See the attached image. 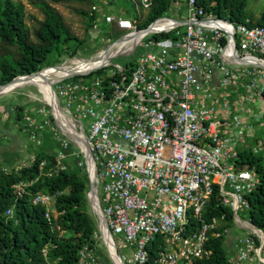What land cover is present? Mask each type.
<instances>
[{"label": "built area", "instance_id": "built-area-1", "mask_svg": "<svg viewBox=\"0 0 264 264\" xmlns=\"http://www.w3.org/2000/svg\"><path fill=\"white\" fill-rule=\"evenodd\" d=\"M139 1L144 11H150L153 0ZM185 8L186 19L163 16L152 23L150 33L139 29L136 20L102 11L107 26L128 32L110 44L114 55L91 71L54 85L58 104L80 131V138L73 141L58 125L52 126L46 119L47 104L37 109L41 121L25 115L29 140L42 146L43 135L50 129L59 150L55 163L42 160L35 179L21 180L13 188L23 198L41 178L65 171L69 158H76L77 166L86 167L89 176L84 141L95 161L96 187L102 188L106 206L98 190L99 204L120 257L117 262L112 259L114 264H146L148 245L157 236L162 237L158 264H195L208 258L210 239L227 233V229L219 230L224 215L220 221L203 220L215 186L237 224L251 232L238 241L233 263L264 264V230L238 216L241 209H250L247 195L261 183L255 170L236 164L238 145L243 142L236 132L251 127L241 116H230L224 98L230 87L243 86L249 98L253 92L262 96L264 73L253 63L264 56V26L221 19L208 13L199 0H186ZM137 51L135 61L125 66L113 63ZM93 73L96 77L89 78ZM257 146L261 147L254 148L255 154L263 149L262 143ZM36 160L31 155L17 170L32 167ZM57 196L39 192L32 196V204L45 208L52 232L63 236L56 223ZM12 215L9 208L6 216ZM190 219L200 224L196 231L191 230ZM96 237H101L110 254L101 233ZM121 247L128 252H119ZM98 252V246H84L80 264H105Z\"/></svg>", "mask_w": 264, "mask_h": 264}, {"label": "trees", "instance_id": "trees-1", "mask_svg": "<svg viewBox=\"0 0 264 264\" xmlns=\"http://www.w3.org/2000/svg\"><path fill=\"white\" fill-rule=\"evenodd\" d=\"M249 1L199 0V5L208 13L236 24H246L249 21V26H264V18L254 22L248 16L246 8ZM178 3L185 5L186 0H153L152 8L148 11L146 18L138 24L139 29H146L154 21L163 17L171 5ZM42 8L45 19L40 22V27L34 32L36 39L34 41L26 25L24 6L13 0H0V40L8 46L6 48L8 52L0 58V85L8 84L18 76L31 75L49 66H56L60 63L61 56L69 51V45L79 42L64 27L62 18L57 12L45 3L42 4ZM90 19L91 22L97 20L95 11ZM135 20H141V15H137ZM68 55L72 56L73 53ZM260 58L264 59V56ZM262 96L264 98V91ZM47 108L50 111V107L47 106ZM10 111H12L14 122L24 131L25 126L23 127L21 123L27 113V107L16 105ZM50 120L55 123L52 115ZM36 158V163L32 167L20 171L5 172L0 168V264H80V250L84 246L97 248L96 235H99L97 219L89 208L87 195L90 184L86 167L80 169L76 164L78 169L85 172L84 177L78 172L65 170L53 178H41L29 189L30 194L18 198L13 188L16 183L21 180L35 179L42 160L52 164L56 161V155L38 154ZM81 158L83 159V156ZM236 164L240 168L255 170L261 177V183L247 195L250 204L247 219L257 228L264 230L263 159L244 149L240 152ZM39 192L58 195L55 203L58 212L56 223L64 230L63 236L52 232L51 225L45 218V208L32 204V196ZM9 208H13L11 217L6 216ZM223 215L225 220L219 227L221 231L232 225L234 213L230 207L223 204L219 187L215 186L214 194L205 208L203 220L220 221ZM199 226L198 221L190 219L192 231H196ZM161 246L162 237L157 236L148 245L150 256L146 264H158ZM207 248L211 251V255L197 260L195 264H233L224 250V237L211 238Z\"/></svg>", "mask_w": 264, "mask_h": 264}, {"label": "rangeland", "instance_id": "rangeland-1", "mask_svg": "<svg viewBox=\"0 0 264 264\" xmlns=\"http://www.w3.org/2000/svg\"><path fill=\"white\" fill-rule=\"evenodd\" d=\"M15 3L23 5L26 12V25L31 31V38L36 41L34 37V32L40 27V22L44 21L45 19V12L42 8V4L45 3L49 5L55 12H57L63 21L64 27L67 31L78 39V43L73 42L69 45V51L67 54H64L59 59L60 63L56 66H60L63 64L68 65V70L70 72L75 71L74 65L79 61H84L91 59L95 56H98L95 59L100 58L111 43L116 42L122 36L126 35L128 32L122 31L118 29L115 25L107 26L103 22L102 18V11L104 13L109 14H120L125 18L135 20L137 15H141V20L136 21L137 25L144 21L148 12L144 11L140 5L139 0H67L63 2H54L52 0H13ZM93 7H97L99 12L97 13V20L95 22H91V14L93 13ZM247 14L248 16L254 21L257 22L264 18V0H250L247 4ZM170 18H175L178 20H184L187 17V11L185 5L183 3H178L177 5H171L169 11L164 15ZM95 24L98 25V29L95 28ZM182 31L186 30V26L181 28ZM82 44H81V43ZM8 46L4 44L0 40V58L2 55L7 53L6 50ZM14 50L13 48H10ZM9 49V50H10ZM69 53H73L72 56L68 55ZM139 52L137 51L134 55L129 56H119L113 60L114 64H119L121 66H125L127 62L135 61L136 58L139 56ZM58 60V59H57ZM55 60V61H57ZM47 68L45 71L41 72L38 75L33 77H40L43 75L49 74L51 71L57 70L58 68ZM232 69L241 68L236 65L230 66ZM53 69V70H52ZM262 72L264 73V68H262ZM87 73V72H84ZM83 74V73H81ZM96 73H93L91 77H96ZM56 79L52 78L48 83L52 85L55 83ZM261 86L264 85V81L260 82ZM1 86V85H0ZM17 86L14 91L6 94L4 97L0 99V149L1 153L8 156V158H13V162L8 164L5 169L7 171H18L17 168L28 162L30 159V155H38L43 154L47 155H57L59 150V144L55 140V136L51 133L50 129L46 131L43 135V143L42 146H37L35 143L29 140V135L21 130V127L18 126L12 117L11 108L16 105H22L27 107L26 115H30L32 118L35 119L36 122L42 120V117L38 114L37 109L42 107L43 105L47 104V99L42 93L39 86L35 84H27L20 88ZM248 89L247 87H239V89L230 87L226 96L224 95L225 100L230 105L227 108V111L230 112V116H244L246 114L251 115L252 111H257V113L261 114V111H264V98L263 96L258 97L261 98L262 105L258 108L259 104L257 101H253L251 103L250 98L247 96ZM51 93L54 95L52 89ZM256 94V92L254 93ZM220 99H222V94L219 95ZM257 98V96H255ZM243 106V107H241ZM6 109V110H5ZM259 109V110H258ZM9 110V111H8ZM9 112V113H8ZM51 112V110H50ZM50 112L46 119L50 120ZM227 112V113H228ZM244 118V117H243ZM51 121V120H50ZM262 121V119H260ZM52 123V126H57L56 122ZM255 125V137L252 139H246L245 144L241 143L240 149H247L251 151L255 156L261 157L263 159L264 164V130L261 127V124L256 123ZM24 127V121L21 123ZM261 127V129H260ZM238 132H236L237 134ZM241 136H244V131L240 132ZM245 137V136H244ZM242 137V138H244ZM262 143V151L258 154L254 153V148H260L257 146L258 144ZM27 146V147H26ZM74 151L80 152L74 144L71 145ZM257 146V147H256ZM250 147V148H249ZM77 160L74 158H69L66 162V170H71L73 172H78L81 176H85V172L78 169ZM90 184V183H89ZM101 202L103 207L106 206V201L104 199L102 188L97 186ZM90 189V185H89ZM88 196V195H87ZM90 212H92V208L89 202ZM248 211L241 209L238 212V216L241 219L247 220ZM94 215V214H93ZM223 225V224H222ZM220 224V226H222ZM99 232V230H98ZM247 230L242 229L237 224L235 218L232 225L227 229V233L224 236V250L228 259L231 261L236 254L238 253V241L246 237ZM100 235V232H99ZM254 236V235H253ZM98 250L99 256L102 259L103 263L105 264H114L103 240L101 237L98 239ZM119 252L127 253V248H120ZM262 257L264 258V250L262 252Z\"/></svg>", "mask_w": 264, "mask_h": 264}, {"label": "bare ground", "instance_id": "bare-ground-1", "mask_svg": "<svg viewBox=\"0 0 264 264\" xmlns=\"http://www.w3.org/2000/svg\"><path fill=\"white\" fill-rule=\"evenodd\" d=\"M115 53L114 50H110L109 52H105L104 55H102L100 58L95 59V60H84V61H79L74 65H69V66H74L75 71L70 72L68 70V65H65L63 68H58L57 70L51 71L49 74L47 75H43L40 77H30L28 79H23V80H18L13 82L9 88L7 90H11L14 91L13 89H15L17 86H24L26 84H35L37 86L40 87L42 93L44 94V96L47 99V102H51L54 99V95L51 93V85L48 83V81H50L52 78H55L56 82L63 80L67 77L73 76V75H77V74H81L84 72H89L92 69L106 63L108 61V59L113 56ZM259 64L264 68V61H260ZM55 110V115L58 118L59 123L62 125V127L70 134L80 137L81 135H78L75 131V127L73 125V123H71L66 116L64 115V113L55 106L54 108ZM91 175H93L92 169H91ZM104 239L107 242V245L110 249V252L113 256V259L117 262L119 261L118 259V254H116L115 249L112 247L111 242L108 238V236H106V232L104 230Z\"/></svg>", "mask_w": 264, "mask_h": 264}, {"label": "water", "instance_id": "water-1", "mask_svg": "<svg viewBox=\"0 0 264 264\" xmlns=\"http://www.w3.org/2000/svg\"><path fill=\"white\" fill-rule=\"evenodd\" d=\"M152 25H153V24H151V25H150L149 27H147L146 29H143L142 31H143L144 33H150V32H152V31H153V29H152ZM112 48H113L112 46H109L105 51H103V53H104V52H109L110 50H112ZM96 57H98V56H95V57H93V58H91V59H88V60H92V59H94V58H96ZM108 60H110V58H109ZM260 61H264V59L257 58V61H255L253 64H254L255 66H257V67H261V68H263V67L259 64ZM65 65H66V64H63V65H60V66H51V67H52V68H63ZM47 68H50V67H47ZM47 68L41 70V71L38 72V73H34V74H31V75L18 76V77H16L15 79H13L11 82H9L8 84L1 85V86H0V99H1L2 97H4L6 94H8V93L11 92V90H7V89L9 88V86H10L13 82L18 81V80L28 79V78H30V77H32V76L38 75V74H40L41 72H43L44 70H46ZM26 85H27V84H26ZM54 85H55V83H53V85H52V91H53V93H54V99H53L51 102H47V101H46V102H47V105L50 107L51 115H52V117L54 118L56 124H57V125H58V126L64 131V133H66L67 135H69V136L73 139V141H76V140L79 139L80 137H77V136H74V135L68 133V132L62 127V125L59 123L58 118H57V116L55 115V110H54L55 106L58 107L60 110H61V108H60V106H59V104H58V101H57V98H56ZM20 87H22V86H20ZM20 87H18V88H20ZM61 111H62V110H61ZM75 131H76V133H77L78 135H81L80 131H78V130H76V129H75ZM80 140H81V139H80ZM82 143H83V146H84V148H85V150H86V152H87V153L85 154V157H86V159H87V161H88V167H89V171H88V172H89V183H90V189H89V192H88V200H89V202H90V205H91L92 212H93L94 216H95V217L97 218V220L99 221V231H100L101 235L103 236V239H104V230H105V232H106V236H108V238H109V240H110V242H111V245H112V247L115 249L116 254H117L116 245H115V243H114V241H113V238H112L111 232H110V230H109L108 227H107L106 219H105V217H104V215H103L102 209H101L100 204H99L98 189H97V187H96V175H97V173H96L95 161H94V158L92 157V155L88 152V149H87V147H86V143H85L84 141H82ZM91 169H92L93 175H91V172H90ZM251 225H252V224H251ZM252 226L255 227L254 225H252ZM104 241L106 242L105 239H104ZM106 243H107V242H106ZM106 245H107V244H106ZM110 255H111V258L113 259V256H112L111 252H110ZM118 259H120L119 255H118ZM113 260H114V259H113ZM114 261H115V260H114Z\"/></svg>", "mask_w": 264, "mask_h": 264}, {"label": "crops", "instance_id": "crops-1", "mask_svg": "<svg viewBox=\"0 0 264 264\" xmlns=\"http://www.w3.org/2000/svg\"><path fill=\"white\" fill-rule=\"evenodd\" d=\"M255 96H257V98H255ZM250 100H251V103H253V101L255 102V101H257L258 102V108H260V106L262 105V102H261V98H259L258 97V95H257V93L256 94H254V92H253V94L251 95V97H250ZM13 108H11L10 110H12ZM6 110V109H5ZM259 110V109H258ZM9 113V112H8ZM242 118H243V120H244V122L248 125V126H250L251 127V129L249 130V131H244V133H245V137L243 138V142L242 143H244L245 144V141H246V139H252V137L254 138L255 137V133H256V130H255V123H254V121L256 122V123H259V125L261 124V127H263L262 128V130H264V111H261V114L260 113H257V111L255 112V111H252V114L251 115H249V114H246V115H244V116H241ZM260 119H262V121H260ZM261 127H260V129H261ZM237 135H240L239 133H237ZM241 136V135H240ZM241 144V143H240ZM238 145V149L240 150V151H242V150H244V149H240L239 147L241 146V145ZM27 147V146H26ZM250 148V147H249ZM15 156L17 157V154H15ZM14 156V157H15ZM13 157V158H14ZM30 157H31V155H30ZM13 158H8V156H6L5 154H3V153H1V149H0V168H2V169H5L6 168V166L8 165V164H11L12 162H13ZM242 220V222H245V221H249L248 219L247 220H244V219H241ZM223 223H221V225H222ZM240 227V226H239ZM240 228H242V227H240ZM242 229H245V228H242ZM245 230H247V229H245ZM248 232H247V234H246V236L248 235V234H250L251 232L249 231V230H247ZM236 258H237V254H236V257H234L232 260H231V262L233 263L235 260H236ZM264 259V258H263ZM234 264V263H233Z\"/></svg>", "mask_w": 264, "mask_h": 264}]
</instances>
